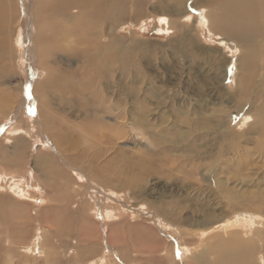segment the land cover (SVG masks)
<instances>
[{
  "label": "rangeland",
  "instance_id": "374dc122",
  "mask_svg": "<svg viewBox=\"0 0 264 264\" xmlns=\"http://www.w3.org/2000/svg\"><path fill=\"white\" fill-rule=\"evenodd\" d=\"M141 3L139 17L137 3L129 4L117 25H78L67 41L62 18L52 44L39 51L34 0L15 1L10 34L0 42V171L11 174H0V264H195L209 249L205 231L234 218L232 194L264 218V41L248 52L211 31L201 18L214 6L205 0ZM103 68L114 81L112 99L121 73L138 91L126 107L134 117L147 111L135 130L146 140L130 135L109 146L101 138L96 154L88 138L107 132L83 131L96 104L78 90ZM69 96L72 105L64 106L60 98ZM114 115L102 123L115 124ZM221 128L225 173L237 174L225 190L190 173L197 153L211 152V160L217 153ZM141 156L152 157L151 172L136 167ZM208 171L204 164L199 173L209 178ZM13 176L27 195L12 187Z\"/></svg>",
  "mask_w": 264,
  "mask_h": 264
},
{
  "label": "bare ground",
  "instance_id": "6f19581e",
  "mask_svg": "<svg viewBox=\"0 0 264 264\" xmlns=\"http://www.w3.org/2000/svg\"><path fill=\"white\" fill-rule=\"evenodd\" d=\"M15 1L17 0H0V34L1 32L5 33L4 37H1L0 35V42L2 39L6 40V38L10 34L9 33L11 27L10 25L13 23V19H14V15L12 14L14 10L13 6L15 4ZM141 1L142 0H138V1L137 0H34L33 8H34L35 20H36L35 26H37V35H36L37 37L35 38V44H37L39 51L40 49L41 50L45 49L46 51L49 48V46L52 44V41L54 40L55 25H59L60 22H62L60 20L63 19L68 21L67 23H65L66 26L64 27L62 33L63 35L62 37L67 41L71 38L75 27L77 28L78 25L83 26L85 29H88L89 31L91 29L94 31L97 28L102 29L108 26L109 24L117 25V23L121 19H123L124 16L130 10L129 4L134 5V3L135 4L137 3L135 13L136 16L139 17L141 14L140 9L145 8V5H143ZM205 1L208 4L214 6L213 9H209L206 11L205 13L206 15L204 18L203 17L201 18L204 22L207 23V26L211 31H213L214 33L217 32L222 36L223 35L228 36L233 40L235 39L238 45H240L241 48L246 49L248 52H252V51L258 52L261 44H263L260 43L261 40L264 41V0H205ZM73 8L74 10L79 9V11L77 12H80V14L79 15L78 13L77 15L73 14L72 12ZM58 20L59 22H57ZM20 41H22L21 38L19 42ZM100 56H101L100 54L98 55L96 54L97 58ZM97 60L96 61L94 60L93 65L96 64ZM103 71L104 73L101 71V73L103 74L100 73V74L87 75L90 81L89 84L78 90L80 93H82V91H89L90 96L93 97L92 99L93 102H95L96 104L92 115L94 119L92 121H89V123L87 122L88 123L87 125L83 126L84 127L83 131L85 133H92V134L94 130L95 131L98 130V132H104V131L107 132V134L101 135L100 138H97V136L94 134L91 135L90 138H88V141L91 139L90 144L93 147L98 148V149L94 148L96 154H99V152H101L100 148L98 147L100 145L99 143L101 138L107 139L103 142V144L109 146L118 145L119 143H121L120 142L121 139L129 138L130 135H132V138H135L136 141H141L140 144H142L143 139L146 138L144 136L143 138H141V140L137 138V136H135V132H136L135 130L137 126L141 125L142 119L145 117V115H147L146 113L147 111H145V108L141 107V109L138 111V116L134 117L131 116V114L128 111L129 108L127 110L126 107L128 104V101L126 99H128L130 95H134L133 97H135L137 101L136 94L138 91L135 90V87L133 88L130 87V91H129L128 86L126 84L128 77L126 76V74H124L123 76V73H121L122 76V79L120 80L121 84H117V97L115 99H112L114 97L113 96L114 90L112 92L110 88L114 87L113 84L114 81L112 78L111 79L108 78L109 74H105L104 68ZM247 81L248 82L246 84L241 85V89L243 90L245 96L249 94L248 89L251 84V78L248 77ZM60 100L62 104L66 106V105H72L73 98L69 96L65 98L64 97L60 98ZM92 100L90 102H92ZM48 101L49 100H47V102ZM47 104L49 105V108H51L52 105L51 102ZM100 112H103V114H100ZM112 112H114L115 115L114 117L112 118L109 117V118H111L113 122H115V124L108 126L105 125V123H102L103 117L106 114L112 115ZM50 115H51L50 117H47L48 125L49 122H51L55 118V116L51 112ZM53 128L54 127L50 128L51 132H53L52 130ZM17 132L19 131L13 128L12 133L14 134ZM225 132L223 131V129L221 130V134H220L221 142L220 139L219 140L217 139L219 141L217 142V144L219 145L217 146L218 147L217 153L216 154L213 153L212 160L210 158L211 152H209L208 154L207 151L201 152L202 153L201 155L200 152L197 153V156L200 157L199 158L200 160L193 167V172H190L192 178H194L193 174L202 176L201 182L206 181V179L209 182H214V183L216 182L218 183L219 187L222 186L223 190L226 189L228 185V181L231 180L229 177L235 178V176L237 175L236 173L233 174L225 173L227 172V170L225 168L224 163H227V161L225 158L222 161V157L225 151L228 150L227 147H222V145H224L223 139L224 140L227 139L226 138L227 132L226 133ZM66 140L72 142L69 135L67 136ZM151 143H155V142H151ZM177 146H179L178 143L174 147ZM174 152L175 151H173V153ZM188 158L189 157H187V159ZM151 159L152 157L149 156L148 157L141 156V159L139 160L140 165H137L136 167L138 168L142 167V169L145 170L146 172L152 170L150 167V165L153 164V162L150 161ZM165 163L169 164L170 162L166 160ZM172 163L170 164L171 166ZM204 164L205 167H207L209 170L208 171L209 178H207L208 175L205 176L199 173L200 168H202ZM216 168L218 173L217 176H220V174L223 173L224 175L227 174L226 177L224 178L223 175L220 178L216 179V174L215 172L213 173V170H215ZM131 169H133V167ZM221 169L222 172H220ZM154 170L157 169L155 168ZM161 170L163 169L161 168ZM0 174H3L2 175L3 178H7V176L9 177L11 176V174H8L3 171H0ZM117 174H118L117 177L120 178L124 176L126 173L119 172ZM228 174L230 175L228 176ZM131 177L132 178L128 180L131 182H135L136 177L135 176H131ZM17 178L18 177L16 176L12 177L11 180V183L13 184L12 187H16L17 189L20 188V193L22 195L23 194L27 195L25 188L19 186V184L22 185L23 182L21 177H19L18 179ZM125 178L127 180V177ZM139 178L140 177H137V179ZM123 183H127V182L124 180ZM226 197L227 195H225V198ZM230 197H232V200H234L237 204L236 206H234L233 212L231 213V215H234V218L233 219L231 218L232 221L220 225L221 227H218L217 223L219 222L215 223L216 222L215 220L212 221L211 223H208L207 226H211L213 224H216L217 226H214L213 228L210 227V229H207L205 231L207 236H205L204 243L209 244V249L208 251H204V253L200 256L201 258L197 259L196 256L195 258L192 259L195 264H209V262L207 261H210L211 264H256L257 260L261 261L262 264H264V218L262 217V215L260 216V214L255 213L252 215L244 211V207H247V205H245L247 200H241V199L238 200L234 194H232V196ZM169 227L175 229L176 231L179 230L173 224L169 225ZM200 235L203 236L202 232H200L197 236ZM213 240H216L215 241L216 243L215 242L212 243ZM257 257L258 259H256ZM261 262H259L258 264H261Z\"/></svg>",
  "mask_w": 264,
  "mask_h": 264
}]
</instances>
